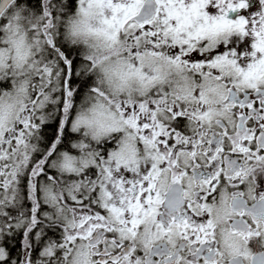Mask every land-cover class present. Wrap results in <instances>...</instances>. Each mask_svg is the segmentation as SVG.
<instances>
[{"label": "snow or ice", "instance_id": "6c2138e0", "mask_svg": "<svg viewBox=\"0 0 264 264\" xmlns=\"http://www.w3.org/2000/svg\"><path fill=\"white\" fill-rule=\"evenodd\" d=\"M0 264H264V0H0Z\"/></svg>", "mask_w": 264, "mask_h": 264}]
</instances>
